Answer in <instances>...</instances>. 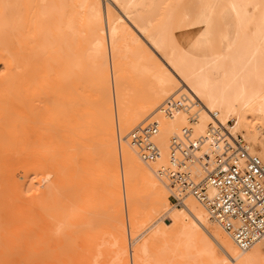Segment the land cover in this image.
<instances>
[{"label":"bare ground","instance_id":"6f19581e","mask_svg":"<svg viewBox=\"0 0 264 264\" xmlns=\"http://www.w3.org/2000/svg\"><path fill=\"white\" fill-rule=\"evenodd\" d=\"M106 1L145 40L102 0H0V218H107L114 264H130L125 200L135 232L148 223L154 228L135 247L134 264H264V238L240 248L203 202L162 172L171 165L173 138L185 126L204 134L210 111L224 123L234 118L233 130L250 134L258 154L251 143L250 151L264 159V0H198L206 12L191 45L177 40L173 11L160 21L145 14L154 0ZM217 14L235 19V34L218 29ZM211 39L217 44L210 48ZM128 69L145 82L138 99L137 88L125 85ZM182 94L193 99L192 109L166 116L162 104ZM189 111L198 113L195 123ZM149 122L159 126L161 155L153 161L126 138ZM193 170L204 174L198 165ZM53 225L50 239L58 234Z\"/></svg>","mask_w":264,"mask_h":264},{"label":"built area","instance_id":"2783aa9c","mask_svg":"<svg viewBox=\"0 0 264 264\" xmlns=\"http://www.w3.org/2000/svg\"><path fill=\"white\" fill-rule=\"evenodd\" d=\"M192 104L193 99L182 94L163 103L161 110L174 117L180 110H191ZM210 115L212 121L204 134L194 135L193 128L185 126L173 138L171 165L162 172L179 192L203 202L238 246L247 249L264 238V159L250 151V144L233 130L231 121L224 123L217 112L210 111ZM189 116L193 123L199 118L197 112L189 111ZM158 131V123L149 122L131 130L126 138L143 159L153 161L161 155L155 144ZM195 165L204 174H196Z\"/></svg>","mask_w":264,"mask_h":264},{"label":"rangeland","instance_id":"374dc122","mask_svg":"<svg viewBox=\"0 0 264 264\" xmlns=\"http://www.w3.org/2000/svg\"><path fill=\"white\" fill-rule=\"evenodd\" d=\"M102 1H103L104 6L108 5L111 8V11L115 16L123 15L124 19L126 20V23H125L126 26H128V28L130 30H132L136 35L140 36L139 38L141 40L144 39V36H142V34L140 32H138V29H136L137 27L135 28L134 22L131 21L129 18H127L123 14L121 8L117 4H115L114 2L112 3L110 1L107 2L106 0H102ZM164 5H166V6L164 7ZM167 7H168V9H167ZM169 11L174 12L173 30H174V33L176 34L177 40L180 43L186 42L189 45L194 43L195 39L197 38V37H195L196 36L195 32L198 28L199 21H201V20H199V15H203L206 12L202 3H200L198 0H194V3H191L189 6V5H186L184 0H154L152 2V4L150 5V9L145 11L146 12L145 14L151 16L154 21H160L162 19V17L164 16V14L169 12ZM217 15L218 16H216L217 17L216 21L218 20V22H217L218 29L223 30L224 32H227L230 34H235V32L238 30V25H237L235 19L230 21L228 19H223L220 14H217ZM135 30H137V31H135ZM212 42L213 41L211 39L210 45L208 44L210 48L212 47ZM213 43H214V45L217 44V42H213ZM148 47L150 48L151 51H153V53L156 54V56L159 59H161L162 62H165L163 53H161V52H160L161 54L159 52L157 53L155 51V49L150 44H148ZM127 71L128 72H126V74H128L129 76L125 74V77H126L125 78V82H126L125 85L130 86L129 88H132V89L137 88V90H135L136 92L134 91V93L132 94L134 97H132V96L131 97L134 99L135 98L138 99L140 97H136L137 95H134V94L135 93L137 94L139 92L138 90H141L139 93H141V94L143 93L142 89L140 87H142L143 85H141V84H144L145 82H143V80H142V82L141 81L139 82V78L135 79V78H137V75H136L137 73L134 74V72H132V74H134L133 76L136 75V77H132L130 75L131 74L130 70L128 69ZM139 76L140 75H138V77ZM127 77H132V79L133 78L134 79L130 80V78H127ZM141 79L142 78L140 77V80ZM134 80H136V82L138 80L137 83H139V84L141 83L139 86L140 89L137 87L138 84L136 86H134L135 84L132 85L133 82H131V81H134ZM128 82H129V84H128ZM131 86H134V87H131ZM144 87L145 86H143V89H144ZM129 88H127V89L130 90ZM128 90H127V92L129 93V95H131L130 91H132V90H130V91H128ZM138 96H140V94ZM132 102L136 103L135 100ZM148 120L152 121L153 119H148ZM229 120L231 121L232 124L233 123L235 124L234 118H231ZM142 124H144V123H142ZM262 131L263 132H261V135H260L261 139L260 140H262L264 142V121L262 123ZM237 133L242 134L244 136V138L249 142V144L251 143V147L253 148V152L257 153L254 149L255 146H254V143L250 137V134H248L246 132H237ZM122 136H124V133L122 134ZM76 159H77V161L80 160V164H81V159L75 158V160ZM139 190H142V188H140ZM168 192H169V195H170L169 197H170L171 201L174 204H178L179 202H177L171 196V192L169 190H168ZM194 200L197 203H199L200 206H202V208H204L207 211V209L198 200H196V199H194ZM180 202H182V199L180 200ZM124 206H125L124 208H125V215H126L125 216V231L124 232H125V235L127 237L128 246H129L130 264H134V249H135V247L140 242H142L147 235L152 233L151 231L154 228L150 227L151 223H148V224H146V227L144 226L143 228H140L137 232H135L133 225L131 224V221L129 219V215H130V214L128 215L129 209L127 207L125 200H124ZM85 216L83 215V217H80L77 215H72V217L70 216L72 219L69 218V216H67V219L69 220V222L71 221L70 226H69V222L67 223L68 228H67V224H65L64 221H62V220H64V218H66L63 216H62V219H61V217H55L56 219L55 220L53 219V221L55 222L57 220L56 221L57 224L55 223L54 225H53L54 222L49 217L48 218L46 217V219H45V217H43V218H41V217L36 218L35 217V219L33 217L28 218V219L27 218L26 219L21 218L19 220L16 218L15 219L10 218L11 219L10 221H7L8 219L6 220V218H0V222L1 221L3 223H4V221H5V223H6V221L8 222L7 224L4 223L3 224L4 226H2V225L0 226V228L2 227L1 231H0V264H114L115 263V261H114L115 255H114L113 250H114L115 246H114V242L112 240L113 234H114L113 233L114 230L112 227L113 221L110 222L111 220H109L107 218H103V219L98 220L100 217L95 218V217L91 216L92 217V219H91V217L88 218L87 215H85ZM102 216H106V215H102ZM79 217H80V219H79ZM94 218L97 220L98 224L96 223V220H94ZM169 218L170 217L168 215H166V216H164L163 221H166L168 226L171 227V224H169V223H171ZM1 219H4V220H1ZM49 219L52 221V223H50L51 221L49 222ZM67 219H65L66 220L65 222L68 221ZM9 222H13L16 225H14V224L10 225ZM39 222H41V223H39ZM38 223H39V227H38ZM51 225H53L54 232H55L54 234L58 233L56 236H54V238L51 237L52 239H50L49 235H48L49 230H51L49 228V226H51ZM63 225H66V227ZM61 226H63V227H61ZM168 226H167V228H169ZM213 226H217L218 228L223 230L216 223H214ZM60 227H61V229H60ZM154 227H156V226H154ZM56 228H58V229H56ZM63 228H66V229L62 230ZM149 228H151V229H149ZM51 231H53V230H51ZM59 231H61V232H59ZM63 232L66 235H64ZM143 232H146V233L138 241H135L136 235L139 236ZM223 232H225V231L223 230ZM44 233H45V235H44ZM50 233H52V232H50ZM42 234H43V238L45 240L42 239ZM225 234H227V233L225 232ZM64 236H66V240H65ZM39 238H41L42 242L38 240ZM47 238L49 240H47ZM35 240H37V241H39V243H41V245H38L39 247L38 246L36 247V245H34ZM107 241H108V243L106 244ZM36 242H35V244H37ZM111 243H113V244L111 245ZM157 243L158 242L156 240L154 244L156 245ZM43 244L48 245V247L44 248ZM65 244H66V251L64 249ZM258 245H259V248L261 249L262 253L264 254V240L261 243H259ZM59 246L61 249L59 248ZM112 246H114V247H112ZM8 247H10V248H8ZM57 247H58V249H57ZM62 247H63V249H62ZM47 248L49 250L51 249V251L43 252L44 250L46 251ZM54 249H56V250L54 251ZM41 250H42V252H40ZM45 254H46V256L44 259Z\"/></svg>","mask_w":264,"mask_h":264}]
</instances>
